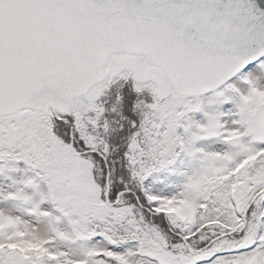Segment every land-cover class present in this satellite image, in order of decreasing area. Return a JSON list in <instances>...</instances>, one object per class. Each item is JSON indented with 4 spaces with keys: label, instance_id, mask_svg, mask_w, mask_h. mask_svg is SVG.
I'll list each match as a JSON object with an SVG mask.
<instances>
[{
    "label": "snow or ice",
    "instance_id": "6c2138e0",
    "mask_svg": "<svg viewBox=\"0 0 264 264\" xmlns=\"http://www.w3.org/2000/svg\"><path fill=\"white\" fill-rule=\"evenodd\" d=\"M0 264H264V0H0Z\"/></svg>",
    "mask_w": 264,
    "mask_h": 264
}]
</instances>
